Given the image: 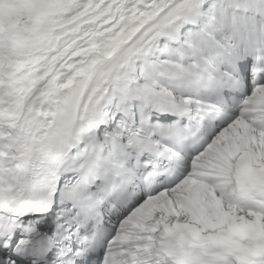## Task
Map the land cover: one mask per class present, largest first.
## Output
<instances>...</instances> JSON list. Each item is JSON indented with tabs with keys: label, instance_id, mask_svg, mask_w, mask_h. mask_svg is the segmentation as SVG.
Returning a JSON list of instances; mask_svg holds the SVG:
<instances>
[{
	"label": "snow or ice",
	"instance_id": "1",
	"mask_svg": "<svg viewBox=\"0 0 264 264\" xmlns=\"http://www.w3.org/2000/svg\"><path fill=\"white\" fill-rule=\"evenodd\" d=\"M0 264H264V0H0Z\"/></svg>",
	"mask_w": 264,
	"mask_h": 264
}]
</instances>
